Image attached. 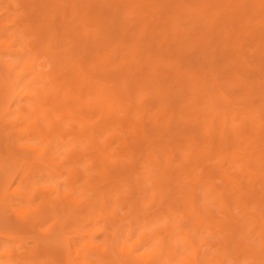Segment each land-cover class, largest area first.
I'll return each mask as SVG.
<instances>
[{
    "label": "bare ground",
    "instance_id": "6f19581e",
    "mask_svg": "<svg viewBox=\"0 0 264 264\" xmlns=\"http://www.w3.org/2000/svg\"><path fill=\"white\" fill-rule=\"evenodd\" d=\"M21 1L26 8L35 2H40L41 15L40 13L31 14L29 17L34 21H30L27 26L37 32L40 31L41 41L48 40V37L43 35L45 28L43 24L48 19L57 21L56 26L60 27L64 25L68 11H76V15H80L79 18L83 19L81 26L68 27L67 30L72 32V38L66 45L61 44L64 53L62 52L63 57L60 63L67 67L69 73L58 77L54 82L52 79L45 80L41 76L40 70H32L40 87L30 94L31 99H36L37 102L29 111L34 123L28 129H31V134L41 136L46 147L43 151L39 147L25 145L33 152L32 158L27 157L28 159L25 160L29 175H34L36 171L40 172V160L46 155H50L53 133L63 134L61 133L63 132L62 123H67L66 120L71 119V116H77L82 135L85 137L86 149L90 150V157L98 160L100 164H98L99 170L96 169L95 172L102 173L108 181L109 175L106 170L108 157L105 155L104 144L99 140L96 124L90 121L94 114L90 113L98 112L100 120L105 119L106 113L115 112L118 116L122 111L121 102L124 100H129L126 107L128 112L129 108L134 107L133 104L140 94L139 84H143L155 92L156 97L153 101L161 105L159 112L154 117L151 116L148 121H145V102L141 101L136 108L140 113V122L133 121L131 116L123 120L129 127L127 131L123 132L122 125H115V121L99 123L98 127L101 131L110 129L112 139L119 138L124 145L120 154H127L132 160L147 164L151 163L153 159L157 160L161 174L165 176V182L161 186L159 195L160 199L173 189L170 187L173 174L178 171L188 173L187 167L197 161V156L194 153L198 148L191 147L190 141L199 136L202 140L207 139L204 159L217 157L219 160L228 162L242 161V173H226L227 170L221 166L222 162L220 165L212 162L205 164L204 159H201L197 165L203 166L206 172L205 176L196 179L195 183H200L198 186L200 188L202 185L209 186L210 191L207 196H213L214 200L212 203L207 202L205 198H201V189L197 191L190 186L191 188L181 195L180 209L182 211H212L210 205L215 204V211H228L230 214L231 211H235V207H239V211H251L252 209V211H264L262 210L264 205V143H257L256 140L257 144L248 148L255 143L251 141L249 130H252L251 125L260 117L259 110L264 109V103L262 106H251L246 111L247 115H253L252 120H244L239 126L233 125V122L238 119V114L232 106L237 95L228 88L229 83L240 80L243 75L245 78L237 84L238 89H241V95L255 90L261 94L264 101V29H259V27L243 29L244 23H251L262 14L264 15V0H66L71 3V8H66L63 10L64 12L60 13L53 11V5L48 3L49 0ZM54 1L58 2L59 0ZM192 4L196 6L192 8L190 6ZM222 7L227 8L228 11L221 12ZM236 8H240L241 13H235ZM134 10H151V12L148 16L128 26V22L131 20L129 14ZM21 20L19 17L15 18L17 22ZM38 20L43 22L34 24ZM90 21L96 24L94 30L87 28ZM155 21L162 23L164 30L161 37L153 36L155 25L152 23ZM2 27L0 25V30ZM119 28L118 32L122 33V38L117 43L115 37H117L116 32ZM169 30L172 31L171 36L167 33ZM206 30L212 31L211 44L207 47H197V42L205 36ZM14 39L17 38L14 37ZM102 40L107 42L109 54L103 55L94 48ZM1 45L6 46L5 42L0 43ZM42 46L45 49L48 48L46 44ZM120 49H127L131 53L132 58L125 63L124 67L129 70V74L140 72L143 76L142 79L137 78L135 86H131L133 80L129 82L127 76L122 77L123 73L118 75L117 81L119 82L121 79L123 83L122 86H117L118 83L113 81L114 84H117V91L128 93L122 98L108 90L99 80L100 75L108 74L107 67L115 62V54ZM197 54L203 60L198 61V57H195ZM0 61L7 72L4 75L0 74V86L3 89L2 100L12 87L15 91L13 97H16L22 92V89H18L17 84L20 73L13 71L11 63L7 64L1 59ZM216 61L222 62L220 67L225 69L226 76L214 81L213 85L216 86L214 89L207 84L206 79L211 75V70L219 68ZM36 63L37 59L34 56L30 62H23V69H32ZM159 69H166L169 72L167 79L160 81L156 76ZM253 69L258 70V77H253L251 74ZM59 78H61L60 81H57ZM126 83L128 84L125 85ZM251 84H255V86ZM98 85L101 86L92 93L93 95L90 94L89 91L96 89ZM50 88H54V90L50 91ZM170 101L172 103L169 105L170 107H165V103ZM54 106L57 107V111H65V114L57 115L58 119L54 118L52 111L56 110ZM39 113L49 122L48 129L39 121ZM18 119L23 121V117H18ZM259 122L260 120H258ZM74 127L72 125L71 128ZM203 128L207 129L204 131L207 137H205V133L200 132V129ZM115 130H121V132L116 134ZM128 131L130 132L126 133ZM28 132L27 130L20 131L22 135ZM240 136H245L249 145L241 146V143L237 141ZM162 142L165 144L159 146ZM12 143L13 139H9L7 135L1 137L0 146L3 148V158L0 160V164L9 163L11 166L15 164V152L10 147ZM229 148L232 149L229 150ZM166 149L170 152V159L167 161L160 157V154ZM147 151L149 152L147 153ZM115 157L116 161L120 160L117 158L119 156ZM52 159L56 160L55 156ZM60 166L61 164L54 163L53 167L49 166V169L55 168L56 170H51V173L58 175ZM251 169H254L253 178L244 174V172H250ZM217 173L230 177L235 184V189L230 188L229 183H216L213 176ZM72 174L74 177L80 176L75 167H72ZM87 179L94 184L100 182V179L95 175H88ZM11 180L12 178H10ZM201 180L203 181L201 182ZM71 182H75V180ZM106 185H110V187L99 191L102 204L106 203L107 193L110 194L117 188V184L111 181ZM127 185L130 187L129 184ZM56 186L58 197L65 195L61 189V183L58 182ZM176 187H178V191L183 189L179 184L174 183V188ZM46 189L49 193L53 190L52 187ZM7 191V188L1 190L0 204L6 197ZM146 197L144 195L143 198ZM152 199L156 202L157 196L152 194ZM70 202L73 205L79 204L77 199H71ZM249 202H251V207L248 205ZM47 208L52 211H56V208L65 211V208L57 206V201L53 199H47L43 203L42 209ZM129 209L130 211L144 210L141 203H136L134 200L130 201ZM172 209L170 207L169 211H174ZM111 211L117 210L112 208ZM20 214L23 213L19 212ZM209 214L211 213L209 212ZM197 215L199 218H203L200 212ZM76 216L77 213L73 209L62 214L58 218L59 223H56L57 231L52 232L55 237H64L69 254L67 264H131L130 262L133 264H167L164 261V255L168 256L169 253L178 251V246L170 243L167 231L154 228L138 232L133 227H129L127 231V236L132 239L129 246L125 245L126 240L121 241L118 238L116 229H112L107 234L104 249L91 240H85L82 247L77 248L75 242L70 243L69 238L65 237L63 227L60 225L61 222L75 219ZM255 220L263 225L264 216L261 212L257 213ZM240 227L241 224L236 222L229 221L226 224V229L232 232L226 235L222 255L211 257L217 264H227L226 259L230 258H227L229 252L225 249L230 243L235 248L243 247L248 257H257V261L263 258L264 238L261 239V246L254 248L253 245L242 240L243 231ZM101 231L103 232L105 229L96 231V234ZM181 233L185 245L192 253V256H187L192 261L188 264H203L201 259L206 257V252L200 250V246L195 242L190 231L186 230ZM42 234L46 235L47 231H42ZM81 234L90 235L86 231H81ZM6 237L12 242L18 240L22 242V238L18 235L7 234ZM154 238L156 241L152 250L145 254H134L135 249L151 243V239ZM93 253L98 254L97 262L87 258ZM2 254L10 259L7 253L2 252ZM119 254H121L122 260L115 262L114 259H118ZM181 260L185 262V259L181 258Z\"/></svg>",
    "mask_w": 264,
    "mask_h": 264
},
{
    "label": "rangeland",
    "instance_id": "374dc122",
    "mask_svg": "<svg viewBox=\"0 0 264 264\" xmlns=\"http://www.w3.org/2000/svg\"><path fill=\"white\" fill-rule=\"evenodd\" d=\"M48 3L53 5V11L55 13H60L66 8H71V3L66 2V0H59L58 2L49 0ZM190 6L193 8L196 5L192 4ZM41 10L40 2H35L29 8H26L21 0H0V25L3 26L0 30V43L5 42L6 44V46H0V59L7 64L11 63L13 65V71L20 73L17 84L19 86L18 89H22L21 94L13 97L15 91L13 87L10 88V91L2 100L3 89L0 86V141L3 135H7L9 139H13L10 147L15 152V164L12 166L9 163L0 164V195L3 188L8 189L6 197L0 204V264H67L69 254L64 237H55L52 232L57 231L56 223L60 221L58 218L62 214H66L70 209H73L77 213L76 218L61 222L60 225L63 227L65 237L69 238L70 243L75 242L77 248H81L85 240H91V242L101 245L104 249L107 234L112 229H116L115 232L118 234V238L121 241L126 240L125 245L129 246V242L132 240L127 236L129 227H133L138 232L159 228L169 233L168 236L171 244L178 246V251L171 252L168 256L164 255V261L167 264H188L192 261L187 256H192V253L185 245L181 233L188 230L195 238V242L200 246V250L206 252V257L201 259L203 264H217L211 257L222 255V251H224L223 242L227 238L226 235L232 232L226 229V224L229 221L231 223L236 222L237 224H241L240 229L243 231L242 240L245 243H250L254 248L261 246V239L262 237L264 238V223L260 225L256 222L255 218L258 212H261L264 216V211H252L253 209L251 211H239V207H235V211H231L230 214L228 211H215V204L210 205L212 211H182L180 209L181 195L191 187L197 189V191L201 189V198H205L207 202L212 203L214 200L213 196H207V193L210 191L209 186L202 185L200 188L198 187L200 183H195L196 179L205 176L206 172L203 166L197 165L201 159L205 158L204 152L207 150L206 138L202 140L198 136L195 140L190 141L191 147L198 148L194 153L197 156V161L187 167L188 173L178 171L173 174V181L170 186L173 189L160 199L159 195L162 189L161 186L165 182V176L161 174V168L157 160L153 159L151 163L147 164L146 162L132 160L127 154H120L124 145L120 142L119 138L115 137V139H112V131L110 129L100 130L98 127L99 123L115 121V125H122V131L125 132L129 127L123 120L128 116H131L133 121L139 123L140 113L136 108L141 101L145 102V121H148L149 117H154L159 112L161 105L153 101L156 97L155 92L146 88L143 84H139L138 90L140 94L133 104L134 107L129 108V111L132 112L126 111L129 100H124L121 102L122 111L118 116L115 112L106 113L105 119L100 120L97 114L98 112L90 113L94 114L90 121L96 124L99 140L104 144L105 155L108 157V162H106V170L109 175L108 181L102 173L95 172L96 169L99 170L98 167L100 164L98 160L90 157V150L86 149L85 137L82 135L81 125L77 120V116H71V119L66 120L67 123H62L63 132L61 133L63 134L56 135L53 133L50 155L48 154L40 160V172L36 171L34 175H29L25 160L28 159L27 157L32 158L33 152L27 149L25 145H33L43 149V151H45L44 149L46 147V143L42 137L38 134H31V129H28L34 123L33 117L29 115V111L37 102L36 99H31L30 94L40 87L32 70H40L41 76L45 80L49 81L52 79L54 82H56L58 77L67 75L69 73L67 67H64L60 63L63 57L62 52L64 53V48L61 44L66 45L72 38V32L67 30L69 29L68 27L75 25L81 26L83 20L79 18L80 15H76V11L66 12L64 25L61 27L56 26L57 21L48 19L43 24L45 26L43 35L47 36L48 40L41 41L40 31L37 32L35 29H30L27 26L30 21H34L29 16L31 14L36 15V13H40L41 15ZM151 10H134L131 12L129 14L131 20H129L128 26L148 16ZM226 11H228L227 8H221V12ZM234 12L241 13V9L236 8ZM16 17L22 20L17 22L15 21ZM41 22L43 21L38 20L34 24ZM246 24L247 26H245ZM152 25H155V33L153 36L161 37L164 30L162 23L155 21ZM243 25V29H249L250 27L264 29V15L262 14L251 23H244ZM87 28L94 30L96 24L90 21ZM119 30L120 28L116 32L117 37H115L117 43L122 38V33L118 32ZM167 33L169 36L172 35L171 30ZM211 36L212 31L206 30L205 36L197 42V47H207L210 45L212 40ZM14 37L17 39H14ZM106 43L105 40H102L94 48L98 49L103 55L109 54V48ZM44 44L48 48L45 49L42 46ZM34 56H36L37 63L33 65L32 69H23V62H30ZM195 57H198V61L203 60L199 54ZM131 58L130 51L120 49L115 54V62H112L107 67L106 71L108 74L100 75V77L97 75L105 87L116 93L120 98L128 93H119L117 91V86H122L123 83L121 79L119 80V82L121 81L120 83L117 81L116 78L118 75L123 73L122 77L127 76L129 82L133 80L131 86H135L137 78H143L140 72L137 74H129V70L124 68L125 63L130 61ZM250 58L252 59V57ZM216 63H218L219 68L211 70V75L206 79L207 84L214 89H216V86L213 85L214 81L223 79V76H226L225 69L220 67L222 62L216 61ZM42 64L45 66L42 67ZM122 64L124 65L122 66ZM5 73H7L5 67L0 61V74L4 75ZM251 74L253 77L259 76L257 69H253ZM156 76H158L160 81H163L168 78L169 72L166 69H159L157 70ZM9 78L11 77L9 76ZM244 78L245 76L242 75L240 80L228 84V88L237 95L233 100L232 106L238 114V119L233 122V125L238 126L244 120H252L253 115H247L246 113L251 106H262L264 103L261 94L255 90L241 95V89H238L237 84ZM60 79L57 81H60ZM113 81H116L118 85L114 84ZM251 85L255 86V84ZM100 86L98 85L96 89H91L89 91L90 94L95 92ZM131 88L134 89L135 87ZM51 90H54V88H50ZM58 95L60 94L58 93ZM170 104H172L171 101L165 103V107ZM55 108L56 110H52L54 112V118L58 119L57 115L61 114L62 116L65 114V111H57V107ZM259 112L260 117L258 120L261 123H258V120L255 121L251 125L252 130H249L251 141L255 143L248 146V148L251 146L254 147L258 142L264 143V109H260ZM18 117H23V121L19 120ZM39 121L48 129L49 122L41 113H39ZM72 125L75 126L73 129L71 128ZM22 130L29 132L22 135L20 133ZM205 130L207 129H200V132L205 133ZM120 132L121 130L114 131L116 134ZM205 137H207L206 133ZM237 141L243 147L249 145V141L245 136H240ZM163 144L165 142L160 143L159 146ZM231 149L229 148V150ZM2 155L3 148L0 146V160L3 158ZM52 155L55 156L56 160L52 159ZM115 156H119L117 158L120 160L116 161ZM160 157L162 160L167 161L170 159V152L167 149L165 151L163 150ZM204 161L205 164L212 162L218 165L222 162L223 165L221 166L227 170L226 173H242V161L228 162L219 160L217 157L204 159ZM54 163L61 164L58 169V175L51 173V170L55 169H52ZM49 166L52 167L49 169ZM72 167H75L78 173H80V176L74 177ZM253 171L254 169H251V173L244 172V174L249 178H253ZM88 175H95L96 178L100 179L99 184H94L88 180ZM10 178H12L11 181ZM72 180H75V182H71ZM213 180L218 184H223L224 182L229 183V187L235 189V184L232 179L221 173L214 175ZM109 181L116 183L117 188L112 193H107L106 203L102 204L99 191L108 189L110 185H106V183ZM58 182L61 183V189L65 194L61 197H58V193L55 190ZM174 183L179 184L183 189L178 191V187L174 188ZM49 187L53 188L51 193L46 189ZM152 194L157 196L156 202L152 199ZM144 195L147 197L143 198ZM47 199L56 200L57 206H63L65 211H60L59 208H56V211L48 208L42 209L43 203ZM71 199H77L79 204L73 205L70 202ZM133 200L136 203L140 202L144 210L130 211L129 203ZM248 205L251 207V202ZM170 207L174 211H169ZM112 208H115L117 211H111ZM262 210H264V205L262 206ZM19 212L23 214L19 215ZM199 212L203 218H199L197 215ZM103 229L105 231L96 234V231ZM42 231H47V234L43 235ZM81 231L89 232L90 235L85 236L81 234ZM7 234L20 236L22 242L19 240L12 242L11 239L6 237ZM151 240V243L135 249L134 254H145L152 250L155 247L156 239ZM205 240L206 243H204ZM225 250L229 252V257L227 258H230L229 260L226 259L227 264H245L248 262L251 264H264V252L262 253L263 258L257 261V257H248L243 247L235 248L232 243ZM2 252L7 253L10 259L3 255ZM97 255V253H93L87 256V258L97 262ZM120 256L121 254L114 261L119 262L122 260ZM181 258L185 259V262ZM130 263L133 264L132 262Z\"/></svg>",
    "mask_w": 264,
    "mask_h": 264
}]
</instances>
